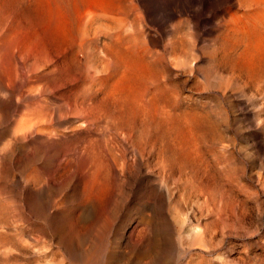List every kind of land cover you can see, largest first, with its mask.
<instances>
[{
	"label": "rangeland",
	"instance_id": "1",
	"mask_svg": "<svg viewBox=\"0 0 264 264\" xmlns=\"http://www.w3.org/2000/svg\"><path fill=\"white\" fill-rule=\"evenodd\" d=\"M111 136L140 148L139 175L169 169L170 264H264V0H0V264H72L59 235L86 248L125 190Z\"/></svg>",
	"mask_w": 264,
	"mask_h": 264
},
{
	"label": "bare ground",
	"instance_id": "2",
	"mask_svg": "<svg viewBox=\"0 0 264 264\" xmlns=\"http://www.w3.org/2000/svg\"><path fill=\"white\" fill-rule=\"evenodd\" d=\"M87 18H89V17H87ZM90 21L93 22L91 19H90ZM87 26H88V24H87ZM86 27H84V29ZM84 29H83V32L85 31ZM87 29H86V31H87ZM88 33H86V34L84 33V34L88 35ZM82 42H83V40H82ZM84 44H86V43H84ZM84 49H85V47H84ZM72 51H73V49H72ZM84 53H85V51H84ZM41 64H43V63H41ZM36 65L38 66L37 63H36ZM40 66H39V68H42V66L41 67ZM33 67H34V64H33ZM79 76H80V74H79ZM89 78H90V76H89ZM98 81H100V80H98ZM95 83H97V82H95ZM85 90H87V89H85ZM85 90H84V93H85ZM90 91H91V89H90ZM80 95H82V94H80ZM83 95L81 97H83ZM76 97H75V99H78ZM80 105L81 104H79L77 106H80ZM78 108L80 109V107H78ZM79 109H78V111H79ZM80 110H82V109H80ZM72 111H73V109H72ZM75 111H73V112L75 113ZM78 111H76V112H78ZM73 112H72V114H73ZM85 116H86V113H85L84 117ZM70 118H72V117H70ZM86 121H88V120H86ZM86 124H89V122H87ZM30 128H32V126H30ZM16 129H18V127ZM19 129H20V126H19ZM28 129H29V127H28ZM12 131H13V135H15L14 134L15 128ZM21 131H24V130L22 129ZM15 132L17 133V130ZM116 134L118 135V133H116ZM10 136L12 137V135H10ZM16 136L19 137L20 132H19V135L16 134ZM16 136H15V138H16ZM48 137L50 138V136H48ZM114 137H112L113 139L110 138L109 139L110 141L106 140L107 141V142H105L106 146H105V148L103 147L104 151H105L104 157H106L104 166L108 170L112 171L115 178L118 176V179L120 181H123V177H124V181H125L124 193L117 196V200H116L117 203L115 205H112V206L110 205L109 207H107L105 209L103 208L104 209L103 212H100V213H98L97 216H94V220H92L89 223L90 225H88V230L86 232H84L82 234V236L80 235V240L84 239L87 242V246L83 251H81L80 248H76L74 246V244L77 243V241H78L77 235L73 234L74 236H71V237L70 236L65 237V236L59 235L60 240L62 241L63 245L66 247V250L69 254V257L72 261V264H113L114 261L116 262L119 260H122V262H125V264H150L153 262L158 263V264H170L171 262L175 263L176 261H178L180 255H181L180 254L181 250L177 246V241H176V238L177 237L179 238L181 236V232H180V230L179 231H173L170 228V225H169L167 219L162 217V215H163V211H162L163 202H162V197L160 195L162 190H164V189L167 190L165 178L163 179V175H161V173L165 172L164 174H166V170L168 171L169 169H167V167H166V170H164L165 167L163 165H165V164L162 163V161H163L162 160L161 162H159V164H157V165H159L158 168H160V171H161V172L157 171L158 175H155L154 173L151 175L150 174L143 175V176L139 175V173L141 172L142 169L137 168L135 171H133L135 168H132V167L136 163L143 165V163H142L143 162L142 151L139 150L140 149L139 147H135L134 145H132L130 143L131 144L130 148L133 147L132 150L135 153V155L133 156V161H130L128 156H127V150H126L127 148H129V146H128L129 143L126 142L127 140L118 139L117 137L121 138L120 135L116 137L117 139H115ZM47 140H48V138L46 139V141ZM15 141H16V139H15ZM86 147H88V146H86ZM3 149H5V148H3ZM6 149H8V148L6 147ZM89 150H90V148H89ZM116 150H119V151L117 152ZM3 152H5V150L2 151V149H0V160L1 161L4 159V155L6 154V153L4 154ZM161 153H162V151H161ZM38 155H41V150L38 152ZM155 156L158 158L159 155L157 156V154H156ZM163 162H165V161H163ZM160 163L163 164L162 166L164 168L160 165ZM1 166H2V164H1ZM104 166H103V168H104ZM97 167L98 166L96 164L94 165V163H93L91 174L99 171L97 169ZM102 170H105V169H102ZM132 177L134 178V181H133ZM151 180L154 181L153 186L151 185L152 184ZM96 181L99 182L98 180H96ZM93 183H95V181ZM98 184H95V185L92 184L93 186H95L93 188L97 189L100 186ZM135 185L140 186L138 193L134 189ZM127 188H129V189H127ZM101 192L99 194H101ZM156 192H158V194H156ZM92 195L93 194L91 193V196ZM91 199H92L91 202H93V200H95V198H91ZM35 204H36V209L38 211V214L40 216L45 215L49 211V209L51 208V202H49V200H45L42 197V195L39 193V191L35 197ZM145 211L149 212L147 217L145 216V214H142V212H145ZM124 222H125V224L122 227ZM198 224H196V225L190 224V225H188V227L186 229L187 237H188V240L190 242L188 244V246L196 244V243L204 246L206 243V240H207L206 237L208 235V234L206 235L207 231L205 229H203ZM139 226H142V227L138 231H136ZM160 227H163V228H162V231L159 233L158 230ZM147 228L152 233V236H151V238L149 237V238L144 239L143 234L145 233ZM74 240H75V242H74ZM0 253L3 254L2 251H0ZM125 260H127L128 262H126ZM144 260H147V261H144Z\"/></svg>",
	"mask_w": 264,
	"mask_h": 264
}]
</instances>
